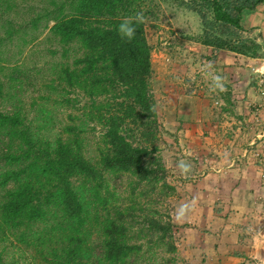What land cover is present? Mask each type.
<instances>
[{
	"label": "trees",
	"instance_id": "obj_1",
	"mask_svg": "<svg viewBox=\"0 0 264 264\" xmlns=\"http://www.w3.org/2000/svg\"><path fill=\"white\" fill-rule=\"evenodd\" d=\"M49 2L54 7L51 12L35 16L30 24L22 23L19 30L36 32L42 18L51 19L54 25L50 32L64 48V58L71 48V63L55 64L52 70H56L62 86L88 96L89 105L84 108L86 120L105 128L98 146L99 160L95 163L86 158L78 139L63 141L58 136L47 140L46 135L51 133L43 126L50 118L40 113L27 117L21 103L28 74L15 70L8 77L3 75L6 80H0V100L10 108L0 110V237L10 234L17 242L34 249L42 261L52 264H125L129 255L140 250L129 239L146 230L151 231L149 248L164 244L166 253L172 256L176 252L174 223L162 220L159 213L157 217L141 215L135 219L132 209H137L139 203L134 198L128 201L125 212L110 207L108 202L117 197L104 176V172L114 177L122 173L133 175L136 179L131 192L134 184L141 183L154 191L163 178L164 169L155 144L159 128L149 94L150 47L144 36V24L137 26L131 43L121 40L117 33L122 19L140 11L142 2ZM263 2L180 0L178 3L199 16L203 45L247 54L253 43L242 35L243 12L253 11ZM12 5L6 6L0 0V12ZM6 25L10 27L11 21ZM3 53L0 48V55ZM2 60L0 57V74L8 69ZM138 221L146 229L133 231L132 225ZM174 260L172 256L167 264Z\"/></svg>",
	"mask_w": 264,
	"mask_h": 264
},
{
	"label": "rangeland",
	"instance_id": "obj_2",
	"mask_svg": "<svg viewBox=\"0 0 264 264\" xmlns=\"http://www.w3.org/2000/svg\"><path fill=\"white\" fill-rule=\"evenodd\" d=\"M179 1L141 0L138 11L146 17L143 24L144 36L150 47L148 85L157 111L159 130L155 144L164 169L161 171L163 178L154 191L141 183L134 184L131 192L132 182L135 183L136 179L133 175L122 173L114 177L104 172L108 188L117 197L108 203L113 209L125 212L129 207L128 201L134 198L139 203L137 209H132L135 219L141 215L157 217L159 213L162 220L172 221L175 225L176 252L172 254L175 260L170 264H225L213 255L208 235L203 240V235L196 230L204 219L207 224L213 219L217 209L213 205L218 207L217 198L208 196V191L202 190L205 183L202 178L219 168L215 167L217 160L232 157L237 160L236 155L241 157L242 151L244 156L249 155L251 161L255 160L264 168V136H258L264 132V119L260 112L262 103L253 102L247 112L242 111V103H237L236 99L239 92L236 81L242 76L247 77V74L239 69L225 78L223 68L240 65L245 56L255 58L253 65L257 66L251 69L250 80L254 82L256 92L264 96V60L260 59L264 52H258L255 44L247 54L226 50L216 52L211 46L203 45L199 16L179 5ZM1 2L6 6L13 5L7 7L4 13L0 12V48L4 51L0 57L8 68L0 74V80L5 81V77L14 74L15 70L27 73L21 100L25 115L30 118L40 113L42 117L50 118L43 126L51 133L46 135L47 140L58 136L63 141L78 139L83 155L96 163L105 128L86 120L84 108L89 105L88 96L77 89L62 86L56 70H52L55 64L71 63V48L69 56L64 58V48L50 32L54 25L51 19L46 21L42 18L36 32L26 30V33H21L19 30L22 23L30 24L32 18L42 16L46 11L51 12L54 7L49 0ZM7 21H11L10 27L6 25ZM81 51L77 56L81 55ZM259 62L262 63L258 65ZM9 108L8 103L0 100V110L7 111ZM239 113H242L241 116ZM70 127L73 130H69ZM232 143L239 144L235 153L229 149ZM229 154H233L232 157ZM129 193H132L131 196ZM184 205L191 210L178 219V212ZM211 210L213 215L209 214ZM132 227L133 231H138L147 226L138 221ZM138 235L129 239V243L140 246V250L129 255L125 264H133L134 259L136 264H167L171 260L172 256L166 253V246L161 242V245L149 248L151 231L144 230ZM5 236L7 238L3 239ZM5 236L0 237V263L52 264L42 261L34 249L17 242L10 234Z\"/></svg>",
	"mask_w": 264,
	"mask_h": 264
},
{
	"label": "crops",
	"instance_id": "obj_3",
	"mask_svg": "<svg viewBox=\"0 0 264 264\" xmlns=\"http://www.w3.org/2000/svg\"><path fill=\"white\" fill-rule=\"evenodd\" d=\"M242 28L245 38L257 46L258 52H264V2L253 11L243 12ZM263 57L260 59L264 60ZM254 59L245 56L240 65L223 68L225 78L239 69L246 72L247 77L242 76L236 81L239 85L237 103H242L240 109L247 112L251 103L261 102L260 112L264 119V96L256 92L257 88L250 80L251 69L257 66L253 65ZM233 107L235 110V105ZM235 113L238 114L237 111ZM239 114L241 116L242 113ZM261 134L258 136H264V132ZM238 145L232 143L229 149L235 153ZM229 155L232 157L233 154ZM236 159L217 160L215 167L219 168L202 178L205 181L202 190L208 191V196L217 198L218 207L213 205L217 208L215 213L213 210L209 212L210 215L215 214L213 219L208 224L204 219L196 230L203 235V240L208 235L213 247L211 251H214L217 260L220 258L225 264H264V168L255 160L251 161L249 155L244 156L243 151L241 157L236 155Z\"/></svg>",
	"mask_w": 264,
	"mask_h": 264
},
{
	"label": "clouds",
	"instance_id": "obj_4",
	"mask_svg": "<svg viewBox=\"0 0 264 264\" xmlns=\"http://www.w3.org/2000/svg\"><path fill=\"white\" fill-rule=\"evenodd\" d=\"M145 21L146 17L143 12H137L133 16L124 17L117 28V33L121 40L126 43H131L135 39L137 26L145 23ZM189 210L191 209H189L186 205L182 206L178 212L177 218H183Z\"/></svg>",
	"mask_w": 264,
	"mask_h": 264
}]
</instances>
